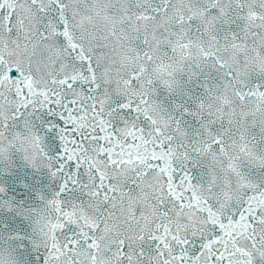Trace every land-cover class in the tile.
I'll use <instances>...</instances> for the list:
<instances>
[{
  "label": "snow or ice",
  "instance_id": "6c2138e0",
  "mask_svg": "<svg viewBox=\"0 0 264 264\" xmlns=\"http://www.w3.org/2000/svg\"><path fill=\"white\" fill-rule=\"evenodd\" d=\"M0 264H264V0H0Z\"/></svg>",
  "mask_w": 264,
  "mask_h": 264
}]
</instances>
